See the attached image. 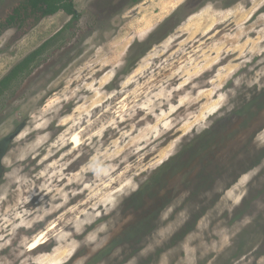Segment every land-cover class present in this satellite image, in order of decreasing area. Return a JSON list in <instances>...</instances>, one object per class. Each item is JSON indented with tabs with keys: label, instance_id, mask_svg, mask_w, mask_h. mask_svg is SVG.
Instances as JSON below:
<instances>
[{
	"label": "rangeland",
	"instance_id": "rangeland-1",
	"mask_svg": "<svg viewBox=\"0 0 264 264\" xmlns=\"http://www.w3.org/2000/svg\"><path fill=\"white\" fill-rule=\"evenodd\" d=\"M182 1L0 34V264H264V0Z\"/></svg>",
	"mask_w": 264,
	"mask_h": 264
},
{
	"label": "trees",
	"instance_id": "trees-1",
	"mask_svg": "<svg viewBox=\"0 0 264 264\" xmlns=\"http://www.w3.org/2000/svg\"><path fill=\"white\" fill-rule=\"evenodd\" d=\"M59 11L69 15L70 20L56 34L64 28L66 29L77 25L79 15L75 10L73 0H18L5 16L0 17V34L5 29L11 27H17L22 31H26L28 27L33 24L35 25L42 17L55 14ZM54 36L30 51L0 79V94L8 89L14 80L33 69L39 56L52 43Z\"/></svg>",
	"mask_w": 264,
	"mask_h": 264
},
{
	"label": "flooded vegetation",
	"instance_id": "flooded-vegetation-1",
	"mask_svg": "<svg viewBox=\"0 0 264 264\" xmlns=\"http://www.w3.org/2000/svg\"><path fill=\"white\" fill-rule=\"evenodd\" d=\"M251 0H183L182 4L185 7L184 18L188 17L196 10L204 6H213V7H231L237 4H247L250 3ZM40 233V232H39ZM38 233V234H39Z\"/></svg>",
	"mask_w": 264,
	"mask_h": 264
},
{
	"label": "bare ground",
	"instance_id": "bare-ground-1",
	"mask_svg": "<svg viewBox=\"0 0 264 264\" xmlns=\"http://www.w3.org/2000/svg\"><path fill=\"white\" fill-rule=\"evenodd\" d=\"M73 139H74V141H76L77 143H79V140L77 139V137L76 136H73ZM81 143V142H80ZM52 227H50V229H51ZM49 229V230H50ZM48 230V231H49ZM48 231H45V232H43V231H41L36 237H34V239L31 241V243H30V249H34V248H37V247H39V246H41V245H43V237H45L46 236V233L48 232Z\"/></svg>",
	"mask_w": 264,
	"mask_h": 264
}]
</instances>
